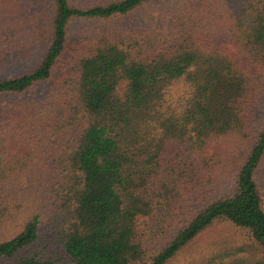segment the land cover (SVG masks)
Returning <instances> with one entry per match:
<instances>
[{
  "label": "trees",
  "instance_id": "16d2710c",
  "mask_svg": "<svg viewBox=\"0 0 264 264\" xmlns=\"http://www.w3.org/2000/svg\"><path fill=\"white\" fill-rule=\"evenodd\" d=\"M155 1L0 0V264H264V0Z\"/></svg>",
  "mask_w": 264,
  "mask_h": 264
},
{
  "label": "rangeland",
  "instance_id": "374dc122",
  "mask_svg": "<svg viewBox=\"0 0 264 264\" xmlns=\"http://www.w3.org/2000/svg\"><path fill=\"white\" fill-rule=\"evenodd\" d=\"M176 0H156L150 7V9L153 10H158V9H162V7H168L172 4V2H175ZM142 15V14H140ZM147 15V14H146ZM133 18V17H132ZM140 17H136L134 18L132 21H129V19H126L125 21H118V20H114L110 23H103V24H96L94 23V25L92 24V26H95L99 29L101 28H112V29H116L118 27H122L127 26L129 28V26H135V30L138 28L144 29L147 33L150 32V30H153V26L146 20L143 19L145 24L141 25L139 24V19ZM80 25L79 24H75L74 30L77 31L79 29ZM40 59L37 60H33L31 62V66H26L23 67V69H20V71H24L25 70H29L30 68H32L36 63L39 62ZM10 64V65H9ZM17 62H13L11 63V61L9 63H7L6 68L1 69L0 68V78L2 77H12L14 75H17ZM58 76V75H57ZM47 88L49 89V87L47 86ZM263 93H261V95L259 96L258 100H259V107L264 109V89L262 90ZM34 98H37V96H35ZM15 100H17V98L14 97H10V98H0V112L2 111V109H5V107H7L9 103H13ZM258 111V110H257ZM264 113V112H263ZM256 123L260 122V117L257 118V120H255ZM43 159L46 160V157H43ZM36 166V163L32 164V167L34 168ZM38 172L41 173L42 176H45V170L42 169H38ZM256 181L257 184L264 196V158L257 170V174H256ZM13 193V198L12 201L13 203L16 205L17 204V185L16 188L14 189V191H12ZM47 217V215H46ZM20 221V220H19ZM17 219L15 221H10L7 224H5L3 226L2 229H0V237L1 236H11L12 234H14L17 231ZM231 232L230 229L227 226H217L215 227V229H212V231H210L209 233L203 235L200 239H198L192 246L189 247V249L187 251H185L176 261H174L172 264H200V259L203 255H206L210 249H212L213 247H215L214 245L219 241L220 237L222 235H229Z\"/></svg>",
  "mask_w": 264,
  "mask_h": 264
}]
</instances>
